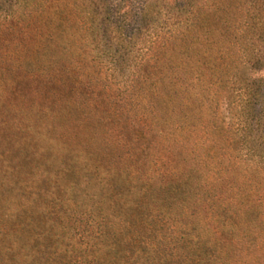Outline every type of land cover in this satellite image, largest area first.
I'll return each mask as SVG.
<instances>
[{
	"label": "trees",
	"instance_id": "obj_1",
	"mask_svg": "<svg viewBox=\"0 0 264 264\" xmlns=\"http://www.w3.org/2000/svg\"><path fill=\"white\" fill-rule=\"evenodd\" d=\"M263 73L262 0H0V264H264Z\"/></svg>",
	"mask_w": 264,
	"mask_h": 264
},
{
	"label": "rangeland",
	"instance_id": "obj_2",
	"mask_svg": "<svg viewBox=\"0 0 264 264\" xmlns=\"http://www.w3.org/2000/svg\"><path fill=\"white\" fill-rule=\"evenodd\" d=\"M262 2H264V0H262ZM262 75H264V73H263ZM20 102H21V101H20Z\"/></svg>",
	"mask_w": 264,
	"mask_h": 264
}]
</instances>
